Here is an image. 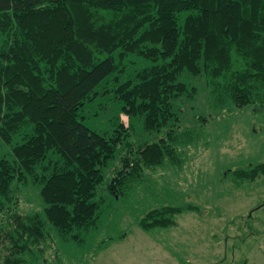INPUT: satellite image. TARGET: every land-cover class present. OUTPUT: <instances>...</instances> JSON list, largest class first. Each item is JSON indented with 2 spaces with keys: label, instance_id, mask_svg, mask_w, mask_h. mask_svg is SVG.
I'll list each match as a JSON object with an SVG mask.
<instances>
[{
  "label": "trees",
  "instance_id": "trees-1",
  "mask_svg": "<svg viewBox=\"0 0 264 264\" xmlns=\"http://www.w3.org/2000/svg\"><path fill=\"white\" fill-rule=\"evenodd\" d=\"M184 73L202 78L214 106L264 110V0H0V142L10 148L0 154V264H40L51 244L83 243L120 149L107 186L118 197L143 166L179 161L191 136L179 137L176 102L196 89ZM96 99L114 114L104 132L83 122ZM134 120L156 137L132 149ZM261 173V162L232 170L247 182ZM26 184L38 186L40 209L16 206ZM181 209L151 208L137 224L174 226Z\"/></svg>",
  "mask_w": 264,
  "mask_h": 264
},
{
  "label": "rangeland",
  "instance_id": "rangeland-1",
  "mask_svg": "<svg viewBox=\"0 0 264 264\" xmlns=\"http://www.w3.org/2000/svg\"><path fill=\"white\" fill-rule=\"evenodd\" d=\"M182 79L196 89L176 102L179 137L191 136L178 147L179 161L143 166L118 197L107 186L121 167L118 157L126 149H120L97 188V197H104L97 225L81 244L58 241L57 252L52 244L44 248L40 264H264V173L253 182L232 176L234 168L264 163V110L214 106L201 77L184 73ZM97 101L82 110L83 122L104 132L114 114L110 103L104 101L100 109ZM121 120L126 126L127 116ZM129 136L134 149L156 134L141 131L134 120ZM0 154H10L2 142ZM38 195L37 185H20L16 206L21 212L40 209ZM165 204L183 209L192 204L198 210L181 209L174 226L148 231L138 226L149 209ZM3 218L0 227L6 224Z\"/></svg>",
  "mask_w": 264,
  "mask_h": 264
}]
</instances>
